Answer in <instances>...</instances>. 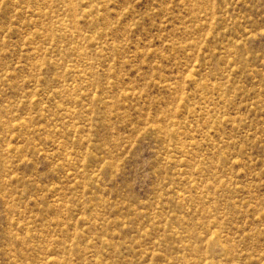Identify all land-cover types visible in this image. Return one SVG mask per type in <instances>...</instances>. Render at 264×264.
I'll use <instances>...</instances> for the list:
<instances>
[{"label": "rangeland", "instance_id": "obj_1", "mask_svg": "<svg viewBox=\"0 0 264 264\" xmlns=\"http://www.w3.org/2000/svg\"><path fill=\"white\" fill-rule=\"evenodd\" d=\"M0 264H264V0H0Z\"/></svg>", "mask_w": 264, "mask_h": 264}]
</instances>
